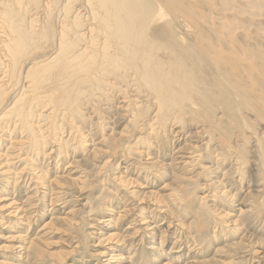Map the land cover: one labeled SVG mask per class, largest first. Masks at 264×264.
<instances>
[{"label": "bare ground", "instance_id": "obj_1", "mask_svg": "<svg viewBox=\"0 0 264 264\" xmlns=\"http://www.w3.org/2000/svg\"><path fill=\"white\" fill-rule=\"evenodd\" d=\"M121 118L126 125L117 130ZM0 132L9 137L0 180L15 177L11 192L0 186V226L13 222L16 229L2 249L18 264H42L39 245L59 225L84 220L93 221L86 225L101 243L93 264H259L264 239L247 224L264 219V0H0ZM106 151L110 160L96 175L105 167L108 173L95 179L114 182V201L87 199L56 214L91 186L83 163ZM131 153L149 171L119 167ZM15 163L23 164L16 173ZM211 173L220 179L190 189ZM166 175L169 182L156 189ZM21 181L32 188L17 201ZM233 186L242 206L232 216L221 207L236 202ZM100 209L106 218L90 219ZM213 215L233 234L227 226L212 232ZM178 229L184 232L164 250ZM229 236L238 240L215 245ZM140 241L149 245L150 253L141 251L147 257L136 258ZM210 245L209 258L193 255ZM67 247L52 264H66L77 245Z\"/></svg>", "mask_w": 264, "mask_h": 264}, {"label": "rangeland", "instance_id": "obj_2", "mask_svg": "<svg viewBox=\"0 0 264 264\" xmlns=\"http://www.w3.org/2000/svg\"><path fill=\"white\" fill-rule=\"evenodd\" d=\"M77 119H74V123L75 124H79V122H80V119H79V117H76ZM125 118L123 119V118H121V119H119V122H118V124H117V130H120V129H122L125 125H126V121L127 120H125ZM77 121V122H76ZM120 125V126H119ZM15 133V135L13 134V138L15 139V140H17V139H20V137L21 136H19L18 135V132L16 131V132H14ZM7 133H4V132H0V151L1 152H4V150H5V148H6V146H8V143H7V138H9V137H6L7 135H6ZM18 135V136H17ZM12 136V135H11ZM66 133H64V139H66ZM161 137H162V134H161ZM76 138H78V137H76ZM163 139H165L164 138V136H163ZM97 140H99V138L98 139H96V142H97ZM134 140H136L135 138L133 139V141ZM74 141H76V140H74ZM74 141H72L71 140V142H70V144L72 145L71 146V149L74 147V144H75V142ZM74 142V143H73ZM161 144V143H160ZM165 144V141L163 142V144L162 145H160L161 147V149H163V145ZM166 145V144H165ZM164 145V146H165ZM88 148V147H87ZM105 148V147H104ZM156 150V149H155ZM68 152L70 153V151L68 150ZM56 154L57 153H55V157H56ZM110 155V153H109V151H108V153H107V151L106 152H104V153H98L95 157H90L89 158V160L88 161H86L85 163H83V166L82 167H84V168H86L87 169V172H86V174H87V176H89V177H87V178H89V179H87V181H89V182H91L92 184H91V186L90 187H88V189H85L84 191H86V192H84V195L82 196V198L83 197H85V195H90V196H87L86 198H85V200L84 199H82L81 197H76L77 198V200L74 198V197H70V198H68V200H70V202H69V204H66V205H64V207H63V209L61 210V211H58V212H56V214H59V215H61V216H63V212L62 211H67L69 208H70V206H75V208L77 209V208H80V206H81V204L82 203H84L87 199V201H89V204L91 203V204H98V201H101L102 202V204L104 203V204H110L108 201L110 200V199H113V201H114V199H115V188L117 187V186H115V184H113L114 182H112L111 180L109 181H106V182H101V183H97V181H96V179L99 181V179L101 180L102 178H103V175L105 176V174L106 173H108V167H105L104 169H102L103 171V174L101 173V174H99L98 175V177H97V175H96V173L99 171V169H100V167H101V165L103 164V161H105V160H107L108 158H109V160H110V157H108ZM131 155V156H130ZM129 155V158H125V160H122L121 161V163H120V166L119 167H123V166H125V165H129V164H131L132 165V167H138L140 170H141V172H147V171H149V169H148V167L147 166H143L142 164H143V161H145L144 160V158L140 161V164H137L136 162L134 163L133 161H132V159H133V157H135L136 156V158H140L139 156H137V155H133L132 153ZM32 157H31V159L33 160V161H35V159H37V161H39V163L41 164L42 162H43V159H42V157L41 156H38V158H33L34 156L33 155H31ZM54 157V158H55ZM76 158H79L78 157V155H77V157ZM169 159H170V157H168ZM94 159V160H93ZM127 159V160H126ZM162 159H164V161L165 162H168L169 161V159H167V157H166V159L165 158H162ZM69 159H67L66 161H68ZM129 160V161H128ZM137 160V159H136ZM167 160V161H166ZM32 161V162H33ZM125 161V162H124ZM128 161V162H127ZM48 162V161H47ZM124 163V164H123ZM49 164H51V165H49ZM62 164H63V161H62ZM122 164V165H121ZM134 164V165H133ZM19 163H15V166L16 167H14L12 170H13V172H17L18 170H19V168H21L22 166H23V164L22 165H20ZM53 165V163H51V162H49L48 163V167L47 168H49L50 169V175L53 177V175H54V173L52 174V172L53 171H51V170H54L53 169V167H54V165ZM136 165V166H135ZM19 166V167H18ZM62 166H65V164H63V165H61L60 164V166H59V168H62ZM18 167V168H17ZM59 168H58V170H59ZM119 169V168H118ZM106 170V171H105ZM89 171V172H88ZM177 173H178V171H176ZM105 173V174H104ZM92 174V175H91ZM142 175H143V173H141ZM213 174H215V173H213ZM91 175V176H90ZM205 175H207V176H205ZM205 175H203V176H201V177H198V178H196V180L195 181H192V184H190L189 185V187H190V189L192 190V191H194L195 193H197V192H199V190H197L198 188H197V186L200 184V183H203V182H205V179H207L208 177H209V179L210 178H213V179H220V177L219 176H217V174H215V175H212V173L211 174H205ZM95 176V177H94ZM101 176V177H100ZM14 177V174H10L9 175V177L7 178V179H3V180H0V186L2 187L3 186V188H6L8 191H12V188H11V184L13 183V182H15V177ZM97 177V178H96ZM206 177V178H205ZM216 177V178H215ZM96 178V179H95ZM92 179V180H91ZM137 179H139L138 180V183H144L145 182V179L143 178V176H140V177H137ZM160 180V181H159ZM165 180V181H164ZM169 176H164V177H162L161 179H158V180H156L155 181V185H156V189H158L157 187H161L162 185H163V183H166V182H169ZM10 181V182H9ZM94 181V182H93ZM6 182V183H5ZM62 183H64V180H62L61 181ZM9 183V184H8ZM97 184V185H96ZM104 184V185H103ZM145 184V183H144ZM19 189L17 190V193H15V196H14V198H15V200H17V201H22V199H23V197H24V193H26V191H28L29 189H31V188H27V186L29 185V183L28 182H25V183H23L22 181L21 182H19ZM66 186H68V188H67V192L69 191V193H71V196H77L79 193H78V191H77V187L76 186H70V185H66ZM70 188V189H69ZM90 188H92V190L90 189ZM197 188V189H196ZM43 190V189H42ZM73 192H72V191ZM88 190V191H87ZM76 191V192H75ZM108 191H110V192H108ZM237 190L235 189V187L233 186V188H232V193L233 192H235L236 193V202L233 204V203H229V202H225V201H223V203L225 202V204H223L222 205V209H224L225 210V212H228V214H230V215H238L239 214V212H238V208L237 207H240V206H242L241 204H240V198L242 197L241 196V193H239V192H236ZM91 194H90V193ZM193 192V196H194V193ZM7 193V192H6ZM9 193V192H8ZM72 193H74V194H72ZM89 193V194H88ZM93 193V194H92ZM239 193V194H238ZM22 194H24V195H22ZM113 194V195H112ZM198 194H200V193H198ZM103 195H105L106 197L105 198H107V199H101V197L103 196ZM201 195V194H200ZM239 195V196H238ZM5 196V195H4ZM113 196V197H112ZM8 197H11V196H9L8 195ZM106 200H108V201H106ZM193 200H195V199H193ZM224 200V199H223ZM116 201V200H115ZM132 202H134V201H132ZM100 203V202H99ZM226 203H228V204H226ZM237 203H239V204H237ZM80 204V205H79ZM134 204V203H133ZM230 204V205H229ZM237 204V205H236ZM145 205V204H144ZM226 205V206H225ZM139 206H142V204L141 205H139ZM139 206H138V209H139ZM237 206V207H236ZM121 207H122V204L120 205V203H119V201H118V204H117V206L116 207H114L115 209V211H118L119 209H121ZM226 208V209H225ZM237 208V209H236ZM137 209V210H138ZM137 210H136V212H137ZM100 213L98 212V214H95L94 216H91V218L90 219H92V218H98V219H104V218H106V216H107V211L105 210V209H100ZM115 211H114V213H115ZM7 212V211H6ZM6 212H4V214L6 213ZM175 212V211H174ZM175 213H177V212H175ZM174 213V214H175ZM237 213V214H236ZM175 215H177V214H175ZM232 215V216H233ZM262 215L264 216V212L262 213ZM117 215H115V217H116ZM4 217H6L7 218V216H5L4 215ZM177 218H181L180 216H178ZM190 219V217H188L187 219H182V220H184V222H187L188 220ZM166 220L167 219H165L164 221H161V220H159V223H163L162 225L163 226H165L166 225ZM223 220H225V219H221L219 216H211V219H208V222H207V224H208V226H211L210 228L212 229V232L213 231H216V230H219V229H223L224 230V228L226 227V229H225V231L226 232H228L229 234H233L232 232H231V230H233V229H231V228H234L233 226H229L228 224H225L224 222H223ZM4 221H6V219H4ZM89 222H93L92 220H88ZM87 221V222H88ZM264 219L262 220H260L259 222H255L254 223V220H249V223L247 224L248 226L250 225V226H254V228L256 229V230H254L253 232L255 233L254 235L256 236V237H258V238H260L261 236V238L262 239H264ZM85 220L84 221H81V222H79L77 225H73V226H67V225H59V229H58V231L56 230V232L54 233V235L48 240V243L47 244H44V245H39L40 246V248H41V250L43 251V257H42V259L40 260V261H42L43 263L42 264H52L55 260H58V258H59V256H61V253H59V252H61V251H63L64 249H71V248H68L67 247V245L69 246V245H72V248L75 246V245H77V248H75V250L73 251V254H70L71 256H69V258H67L66 259V264H93L94 262H95V260H94V258L95 257H93L92 255H94L95 253H97V251H99L100 249H101V243L100 244H97L98 242H97V236H95V234L94 233H96V231L93 229V228H88V226L86 225V223H87ZM127 223H128V220H123L122 222H120V225L122 226V229L127 225ZM80 224V225H79ZM82 224H83V226H82ZM86 226H85V225ZM213 224V225H212ZM39 225H40V223L38 222V223H36V224H34L30 229H29V231H28V236H30V237H32V236H34V233L37 231V228L39 227ZM216 225V226H215ZM18 226H23V225H19L18 224ZM260 226V227H259ZM11 227H12V229H11ZM214 227V228H213ZM222 227H224V228H222ZM216 228V229H215ZM262 228V229H261ZM253 228H251L250 227V229H249V233L251 232V230H252ZM93 230V231H92ZM179 230H181V229H178L177 231H176V233H174V234H171L168 238H167V241H166V244H164V250H166V251H168V249H169V247L172 245V242H173V238H175V235H177L178 234V231ZM262 230V231H261ZM10 231H16V229H15V225L13 224V222H6V224L5 225H1L0 226V234H1V236H3V237H0V260H7L8 262H15L16 264H18V260L17 259H15V258H13V253H12V251L11 250H5V249H2V248H4V246H6V245H10V244H12V242H10V241H12L10 238H9V236H11V234H13V232H10ZM182 231V230H181ZM230 231V232H229ZM94 232V233H93ZM182 232H184V231H182ZM212 232H211V234H212ZM262 232H263V234H262ZM88 233H93V234H89L88 235ZM236 234H237V237H240L241 236V231L240 230H236ZM242 234H243V232H242ZM229 237H231V238H229ZM228 238H226V240H222V242L219 240L218 242H216L215 243V245L216 244H219V243H223V241L224 242H227V241H229V239H231L232 241H237L238 240V238L236 239V238H234V237H236V236H229ZM254 239V238H253ZM245 240H247V241H245ZM245 242H248V240H250V239H248L247 237H245ZM77 241H79V243H77ZM147 241V240H146ZM146 241H140V243L139 244H136V246H135V249H136V253H138V255L136 254V258H139V257H141V256H146L147 254H144V253H141V251H143V252H145V253H150V250L147 248V247H149V245L146 243ZM67 242H69V243H67ZM191 242H189V240H187L186 239V241L184 242V244L182 245V247H181V250L183 251L184 250V254L186 253V251H187V246L190 244ZM263 244V246H264V243H262ZM66 245V246H65ZM215 245H210V247H208V248H203L202 249V247L200 246V248L201 249H197V250H195V252H194V254L193 255H195V257H197V259H199V260H203V259H206V258H209V256H211V254L213 253V251H214V246ZM185 246V247H184ZM79 248V249H78ZM213 248V249H212ZM207 249V250H206ZM198 250H200V251H198ZM204 251V252H203ZM52 255H51V254ZM203 253V254H202ZM6 254V255H5ZM197 254V255H196ZM12 255V256H11ZM202 255V256H201ZM4 256V257H3ZM262 256H264V255H262ZM147 257V256H146ZM205 257V258H204ZM51 259V260H50ZM263 261H261V262H259V264H264V257H263V259H262ZM247 262V263H246ZM138 263H139V261H138ZM240 264H252V262H250V261H247V260H242L241 262H239ZM238 263V264H239Z\"/></svg>", "mask_w": 264, "mask_h": 264}]
</instances>
